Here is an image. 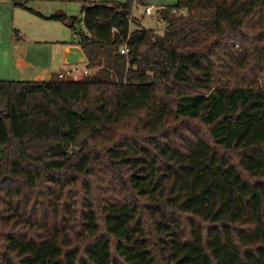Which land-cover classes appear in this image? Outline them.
<instances>
[{
	"label": "trees",
	"instance_id": "1",
	"mask_svg": "<svg viewBox=\"0 0 264 264\" xmlns=\"http://www.w3.org/2000/svg\"><path fill=\"white\" fill-rule=\"evenodd\" d=\"M64 1L95 70L0 80V264H264V0H178L163 34Z\"/></svg>",
	"mask_w": 264,
	"mask_h": 264
},
{
	"label": "crops",
	"instance_id": "2",
	"mask_svg": "<svg viewBox=\"0 0 264 264\" xmlns=\"http://www.w3.org/2000/svg\"><path fill=\"white\" fill-rule=\"evenodd\" d=\"M50 1L60 3L64 0H0V80H49L54 73H59L62 70L63 65L68 64L65 60L66 50L70 46L81 47L79 44L61 42V44L64 45L62 48L63 54H61L60 59H55L52 55L45 56L39 48L37 49L34 47V45L39 43L40 40L32 38L25 30L27 13L33 14L34 12L27 9L24 5L20 4V2H25L27 6L31 8V6H35L34 4H38L37 7H40L41 3ZM147 1L148 0H144L145 7H155L154 4H151ZM144 4H138L135 0L132 13H134L136 7L139 5L143 6ZM165 4V2L161 1L156 8L160 10L168 6H173ZM58 11L61 12L60 10H56L53 13ZM42 12L41 14L43 16L39 15V17H46L45 13H47V11ZM64 13L70 17L75 16L68 14L67 12Z\"/></svg>",
	"mask_w": 264,
	"mask_h": 264
},
{
	"label": "rangeland",
	"instance_id": "3",
	"mask_svg": "<svg viewBox=\"0 0 264 264\" xmlns=\"http://www.w3.org/2000/svg\"><path fill=\"white\" fill-rule=\"evenodd\" d=\"M165 2V5H175L177 0H148L147 2L154 4L153 15H147L145 12V4L139 5L134 10L133 16L140 21L142 28L154 29L158 34L164 33V22L160 18L159 10L156 8L159 2ZM60 2V1H58ZM31 6L33 14L27 13L25 30L28 35L36 40H40L39 43L35 44L34 47L39 48L41 52L46 56H54V58L60 59L62 53V48L64 44L61 42H77L78 33L80 31H85V27L82 19V13L80 10V4L78 1H62L60 3H55L53 1L43 2L40 4V7H37L38 4ZM42 7V8H41ZM42 11H47L46 17L40 18L39 15ZM60 10L61 12H55ZM63 11V12H62ZM67 12L68 14L75 15L79 20H77L73 27H70L64 23V21L59 19L51 18L54 14H63ZM32 13V12H31ZM44 13V12H42ZM43 16V15H42ZM133 29L135 25H132ZM63 65V64H62ZM60 66V65H59ZM58 66V67H59ZM81 70L87 67V64L80 63L77 65ZM57 67V68H58ZM75 65L66 64L62 66V70L59 72L61 75H65L67 79H79L83 77V73L79 75H67V70L73 69ZM94 68L90 69V73L94 72Z\"/></svg>",
	"mask_w": 264,
	"mask_h": 264
},
{
	"label": "water",
	"instance_id": "4",
	"mask_svg": "<svg viewBox=\"0 0 264 264\" xmlns=\"http://www.w3.org/2000/svg\"><path fill=\"white\" fill-rule=\"evenodd\" d=\"M65 60L68 64L88 63V59L83 49L79 46H70L65 53ZM1 114V106H0Z\"/></svg>",
	"mask_w": 264,
	"mask_h": 264
},
{
	"label": "built area",
	"instance_id": "5",
	"mask_svg": "<svg viewBox=\"0 0 264 264\" xmlns=\"http://www.w3.org/2000/svg\"><path fill=\"white\" fill-rule=\"evenodd\" d=\"M145 12H146V14L147 15H153V6H146L145 7ZM175 13H177L178 11H174ZM181 14H184V15H186L187 14V12H186V10H181V11H179ZM120 52H121V54H128V52H129V48H128V44H127V42H124V44L121 46V48H120ZM73 65H75V67L73 68V69H70V70H68L66 73H67V75H79L80 73H83V75H88V74H90V69L88 68V67H86V68H84L83 70H81L77 65L78 64H73Z\"/></svg>",
	"mask_w": 264,
	"mask_h": 264
}]
</instances>
